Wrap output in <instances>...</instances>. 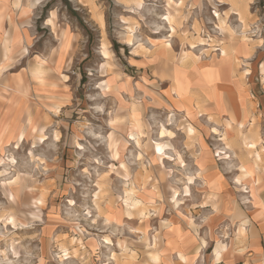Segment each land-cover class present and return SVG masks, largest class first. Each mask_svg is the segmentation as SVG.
Wrapping results in <instances>:
<instances>
[{
	"label": "rangeland",
	"instance_id": "1",
	"mask_svg": "<svg viewBox=\"0 0 264 264\" xmlns=\"http://www.w3.org/2000/svg\"><path fill=\"white\" fill-rule=\"evenodd\" d=\"M137 1L47 0L29 22L26 50L0 52V264H122L127 254L137 263L162 223L185 228L190 220L203 229L199 138L208 173L218 170L237 191L232 179L243 153L235 127L226 147L211 128L224 132L227 114L193 101L212 98L201 83L218 79V57L235 66L230 75L220 65L222 84L235 88L249 69L247 94L263 95L264 0ZM51 10L53 28L45 21ZM245 41L256 50L241 67L236 55L248 49ZM35 63L43 64L42 75L32 73ZM187 125L196 133L187 136ZM237 126L246 150L259 143ZM245 169L238 184L247 181ZM159 241L153 238L160 255ZM166 247L187 264L176 241L167 238ZM150 259L160 264L161 255Z\"/></svg>",
	"mask_w": 264,
	"mask_h": 264
},
{
	"label": "crops",
	"instance_id": "2",
	"mask_svg": "<svg viewBox=\"0 0 264 264\" xmlns=\"http://www.w3.org/2000/svg\"><path fill=\"white\" fill-rule=\"evenodd\" d=\"M46 1L47 0H0V52H4V54L14 51L19 52L27 47L29 22L38 14V10L47 3ZM235 13L237 12H233V15H235ZM47 19H52L54 22V11L51 10L48 13L45 21H47ZM48 27L51 29L50 26ZM243 40H233L231 45L238 46L242 44ZM245 44L247 45L246 41ZM247 47L248 49H241V53L236 55L237 59L240 60V62L242 61L240 63L241 67L246 64L248 60L246 57H251L256 50L251 49L248 45ZM247 52L248 54H246ZM58 54L59 49L57 55ZM218 61L219 68L214 69L212 67L218 79L207 84L201 83L203 84L201 90L212 92V98H207L206 94L203 95L198 93V102L195 99L193 102L197 103L196 105H198L199 108H201V101L213 102L212 106L214 111H218L215 114L221 116L219 113H221L222 110L223 114H227L225 115L226 118L224 116V121L226 123L224 132L220 133L217 128H211L214 135L220 134V141L226 147L228 146L227 137L230 133L229 129L232 130L233 126L235 127L234 135L239 139L241 145L240 153H243V157L238 161L234 171L235 175L232 179V184L237 191L233 192L225 176L218 170L208 173V169H206L204 164L209 156H207L203 141L199 138V145L201 151L205 153V157H201L197 161L195 176L202 180V184L206 190L204 200L199 205L200 209L208 210V216L203 223V225H205L204 228L200 229V227H198L199 224H193L190 220L185 221V228L171 222L162 223L164 227L162 224L159 225V231L156 230L155 234L152 236V249L146 259L136 263L133 255L127 254V259L121 258L122 261L125 260L126 262L122 264H154L150 259V254L154 252L153 238L155 236L159 237L160 240L157 245V248L161 252L160 264H184L177 257V250L171 247L168 249L166 247L167 238L176 241V245L188 259L187 264H264V138L261 136V132L264 133V124L261 127L257 126V122H255V119L260 118L261 124L264 123V76L261 73V64L263 63L264 65V62L259 64V75L261 77L260 86L263 95L255 97L247 94V90L244 88L242 81L243 78L249 75V69L244 70V72L246 71L245 77L242 74L243 78L240 77L237 79L238 85L231 89L227 84H222V82H220L223 81L220 80V65L231 67L232 70L228 73L232 75L235 67L233 59L232 61L229 60L228 62L221 63L218 57ZM221 85L223 88H221ZM215 87H217V89H214ZM220 89H224L225 95L231 105L230 109H227L226 105H222L224 95ZM229 93H231L232 96H230ZM254 105H256V111H253V109H255ZM215 114L207 113L206 117L213 121ZM3 116L4 113L1 111L0 118ZM231 117H234V122H231ZM237 122L242 123L243 133L260 139L252 153L243 146L241 137L238 134L239 127L237 126ZM227 124L229 125L227 126ZM213 129H216L217 132H213ZM198 136L199 131L197 130V134L194 138ZM223 150L224 148L222 152H218L219 155H223L220 159L227 158L225 157L227 152ZM257 156H260L261 159H258L259 157ZM241 165H245L250 169L251 176L246 179L247 181H242L238 184L236 178L240 176L239 167ZM250 187H252L255 193L254 198H252L250 193H247ZM235 193L239 194L238 202L233 196ZM209 195H213V197L209 198ZM185 196H190L189 190L188 194L185 193ZM253 202L255 204H253ZM167 226H169V230ZM243 227L244 230H246L244 234L240 233ZM148 228V225L143 226V229L146 230V237ZM201 230H203V232ZM142 238H144L143 234ZM201 240L205 242L206 248L209 245L211 246L209 251L206 250L203 245L205 249L200 248L199 243ZM129 255H132V257H129Z\"/></svg>",
	"mask_w": 264,
	"mask_h": 264
},
{
	"label": "bare ground",
	"instance_id": "3",
	"mask_svg": "<svg viewBox=\"0 0 264 264\" xmlns=\"http://www.w3.org/2000/svg\"><path fill=\"white\" fill-rule=\"evenodd\" d=\"M136 3V2H135ZM140 4H141V0H138L137 1V5H138V7L140 6ZM178 4V3H177ZM176 4V5H177ZM178 6V5H177ZM176 6V7H177ZM167 18V17H166ZM170 18V17H169ZM168 19V18H167ZM173 21V20H172ZM168 22V21H167ZM170 22V21H169ZM47 24H49L52 28H53V22L51 21V19H48L47 20ZM172 29V28H171ZM129 41V40H128ZM166 48V47H165ZM169 48V47H168ZM102 53H103V55L104 56H108V51L106 50V48L104 47L103 48V50H102ZM221 53H222V55H225V49L224 48H222V50H221ZM43 72H44V66H43V64L42 63H35V65H34V67H33V69H32V73H36V74H39V75H42L43 74ZM246 72V71H245ZM244 75V74H243ZM264 75V74H263ZM140 132V131H139ZM194 132H195V129H194V127L193 126H191V125H187L186 126V128H185V133H186V135L187 136H191V135H193L194 134ZM196 133V132H195ZM130 135V134H129ZM23 138V134H19L18 135V137H17V140L18 141H21V139ZM245 138V137H244ZM249 138H252V137H249ZM249 140V139H248ZM252 140V139H251ZM250 140V141H251ZM258 140H260V139H258ZM257 143V142H256ZM258 144V143H257ZM246 145H247V147L249 148V150L251 151V153L253 152V150L255 149V147H256V144H255V142H248V143H246ZM162 148H163V146H162V144H156V147H155V149H156V151L158 152V153H160L161 151H162ZM258 157V156H257ZM252 163V162H251ZM254 167H255V165H254ZM257 169V168H256ZM240 170H242V168L240 169ZM255 170V169H254ZM244 176H246L247 178H249L250 176H251V171L249 170V169H245V171H244ZM238 180V179H237ZM243 180V179H242ZM238 181H240V180H238ZM251 191H248V193H250ZM213 197V196H212ZM139 203H134V205L135 206H137ZM151 207H153V206H151ZM244 226V225H243ZM246 229V228H245ZM245 231L246 230H244V227H243V229H241L240 230V233H242V234H244L245 233ZM223 242V241H222ZM154 246H155V244H154ZM203 246L205 247V242H203ZM244 250V249H243ZM151 257H152V259L155 261V263L156 262H158L159 260H160V255L158 254V253H156V252H153V253H151ZM180 258H181V260H183L184 262L186 261L185 260V258L180 254ZM154 263V262H153ZM157 264V263H156Z\"/></svg>",
	"mask_w": 264,
	"mask_h": 264
}]
</instances>
